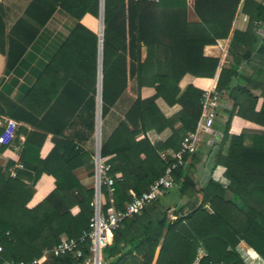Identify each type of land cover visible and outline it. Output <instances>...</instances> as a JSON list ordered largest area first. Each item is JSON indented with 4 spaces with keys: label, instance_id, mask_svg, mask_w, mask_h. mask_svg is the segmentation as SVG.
Segmentation results:
<instances>
[{
    "label": "trees",
    "instance_id": "1",
    "mask_svg": "<svg viewBox=\"0 0 264 264\" xmlns=\"http://www.w3.org/2000/svg\"><path fill=\"white\" fill-rule=\"evenodd\" d=\"M7 2H0L6 68L24 74L28 60L42 59L29 85L12 77L16 89H0V115L19 123L14 144L23 165L10 177L14 160L0 158V264L29 262L63 236L79 240L90 231L93 152L65 132L73 118L83 128L93 125L100 11V0ZM238 12L248 17L243 30L233 26ZM193 13L190 19L187 0H103L100 114L102 123L108 116L116 121L100 144L106 176L114 180L112 192L101 186L104 213L124 209L177 163L168 151L182 149L202 113L204 91L193 84L182 89L186 76L214 78L220 69L215 91L230 104L220 109L227 117L212 159L224 167L226 183L189 171L199 160L198 139L197 150L184 152L173 168V186L113 231L103 264H191L199 246L208 254L204 264H244L239 249L248 248L264 258V0H193ZM208 45L225 48L227 64L206 55ZM143 88L152 94L142 97ZM157 99L170 111L163 113ZM234 116L262 130L231 133ZM165 130L164 139L150 141V132ZM48 135L53 147L42 158ZM42 175L54 186L29 206ZM165 196L176 203H162ZM80 247L79 258L50 255L44 264H90L87 236Z\"/></svg>",
    "mask_w": 264,
    "mask_h": 264
},
{
    "label": "built area",
    "instance_id": "2",
    "mask_svg": "<svg viewBox=\"0 0 264 264\" xmlns=\"http://www.w3.org/2000/svg\"><path fill=\"white\" fill-rule=\"evenodd\" d=\"M226 105L222 102L220 95L215 90H204L202 95V113L198 121L197 127L194 131L188 132L183 139L182 149L173 154L177 159L176 164H182L183 153L186 151L194 152L197 150V142L199 133L202 130L209 129L213 126L214 120L217 116V110L224 108ZM19 123L5 115H0V145L8 149L14 146V139L16 137V130ZM2 153L0 152V155ZM14 165L9 168L8 173L10 177L16 176L17 169L23 168V165L14 160ZM94 162V196L91 202L93 206V216L90 219V231L79 240L63 236L61 240L51 249H47L39 258H35L29 262L23 260H4L2 264H44L45 260L50 256H59L66 253H72L76 258L82 256V249L80 243L84 241L85 236L90 240V264H103L101 255L102 249L110 241L113 231L119 226L120 222L131 216L134 213L140 212L146 205L154 201L165 190L173 186L172 170L176 166L175 163L168 166L165 172L159 176L150 187L141 193L139 196H134L122 210H113L108 213L102 211L101 205V186H106L109 192L113 191L114 180L106 176V170L109 169V164H105L104 158L100 153L93 158ZM0 251L2 247L0 246ZM240 255L244 264H264V258L253 248L239 249ZM208 254L202 247H198L197 255L191 264H204V259ZM208 264H214L210 260ZM218 264H225L220 262Z\"/></svg>",
    "mask_w": 264,
    "mask_h": 264
},
{
    "label": "crops",
    "instance_id": "3",
    "mask_svg": "<svg viewBox=\"0 0 264 264\" xmlns=\"http://www.w3.org/2000/svg\"><path fill=\"white\" fill-rule=\"evenodd\" d=\"M8 0H0V2L8 3ZM188 2V14L190 19H194V13H193V0H187ZM11 9V8H10ZM248 23V17L244 15L241 12H238L236 14L235 20H234V28L237 29H245ZM90 28H93L91 25L87 24ZM29 51H31L29 49ZM205 54L208 56H214L218 57L220 59V66L227 64V52L225 48H221L218 45H208L204 49ZM42 59L40 55H38L37 59L34 61L28 60L26 62V65L22 70L24 71V74L16 73L14 70H10L6 68L5 66V56L0 54V89L3 88L7 94H11L16 89V84L10 82L11 78L14 77L15 79H18L20 82H23L26 80L27 85L30 84L31 80L35 76V73L33 72V69L37 66L39 61ZM220 69H218L216 75L214 78H205V77H191L186 76L182 82H181V88L184 89L188 84H193L194 86L204 90H215V86L217 83V78L219 74ZM152 89L149 88H143L141 90L142 97H146L150 94H152ZM133 94V93H132ZM222 101L225 103V108L229 109L230 104L227 102V99L225 97L222 98ZM158 107L163 113H167L170 111V107L162 100L157 99L156 101ZM261 104V100L258 103V107ZM121 109L124 108L122 104ZM120 109V110H121ZM101 113V110H100ZM120 114V113H119ZM118 114V115H119ZM89 114L87 113L86 116ZM226 114L223 112V110L217 111V116L214 120V124L211 128L203 130L199 134V151H198V157L199 160L197 162H194L189 167V171L191 174L196 176L198 180L203 179L204 177L211 174V176L222 183H226V179L223 175L224 167L221 165H212V159L213 155L216 150V143H218L222 137V129L226 120ZM112 119V121H111ZM111 121V122H110ZM81 123L77 118L72 119V124L68 125L66 134H72L75 141L86 150H90V152H93L92 157L94 158L97 154V148H98V136H97V96H96V102H95V117L93 118V125L92 126H85L83 128V125H80ZM116 125V121L111 117L108 116V118L105 120V122L102 123L101 120V114H100V124H99V145L101 144V138L103 136H107L110 134L114 126ZM262 130V127L252 121H248L245 119H242L238 116L232 117L230 121V132L239 134L244 131L248 132H259ZM169 131L165 130L163 132L157 133V132H150L148 134L149 139L152 143H155L158 140L164 139L168 135ZM84 135V137H82ZM53 147V143L51 141V135H48L46 140L44 141L42 148L40 150V156L43 158L45 157L48 152ZM169 154L173 153L169 152ZM2 156H7L11 158L12 160L18 159V147L16 145L9 147L8 149L4 150L2 154L0 155V158ZM189 163V162H188ZM190 164V163H189ZM54 186L53 179L48 175H42V177L39 179V181L36 184L35 192L28 203L29 206H33L36 203H38L45 194L50 191ZM175 204L176 199H173L169 204ZM170 204V205H171ZM78 211V207L75 206L72 208V212L76 213Z\"/></svg>",
    "mask_w": 264,
    "mask_h": 264
},
{
    "label": "water",
    "instance_id": "4",
    "mask_svg": "<svg viewBox=\"0 0 264 264\" xmlns=\"http://www.w3.org/2000/svg\"><path fill=\"white\" fill-rule=\"evenodd\" d=\"M98 72H97V136L98 148L97 153H100L99 145V124H100V110H101V77H102V41H103V0H100L99 24H98Z\"/></svg>",
    "mask_w": 264,
    "mask_h": 264
},
{
    "label": "rangeland",
    "instance_id": "5",
    "mask_svg": "<svg viewBox=\"0 0 264 264\" xmlns=\"http://www.w3.org/2000/svg\"><path fill=\"white\" fill-rule=\"evenodd\" d=\"M98 24H99V18H98ZM97 31H98V27H97ZM111 121H112V119H111ZM111 121H110V122H111ZM172 195H175L174 190H172ZM173 199H174V198H173L172 196H170V197L165 196V197H163V199H162V203H169V202H171ZM170 204H171V203H170ZM173 205H174V204H171L170 207H172Z\"/></svg>",
    "mask_w": 264,
    "mask_h": 264
}]
</instances>
